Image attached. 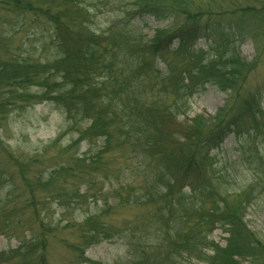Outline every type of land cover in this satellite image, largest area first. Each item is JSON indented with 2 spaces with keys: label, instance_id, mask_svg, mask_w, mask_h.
I'll return each mask as SVG.
<instances>
[{
  "label": "trees",
  "instance_id": "trees-1",
  "mask_svg": "<svg viewBox=\"0 0 264 264\" xmlns=\"http://www.w3.org/2000/svg\"><path fill=\"white\" fill-rule=\"evenodd\" d=\"M218 1L0 0L4 26L41 38L38 56L0 38V127L41 104L66 123L33 153L9 150L0 135L13 167L0 166V236L17 241L0 264H49L50 239L65 264H84L89 247L115 238L127 257L113 264H264V237L244 222L252 193L264 195V0ZM103 14L109 27L93 28ZM146 18L165 26L150 37ZM246 40L251 59L239 50ZM206 85L227 95L223 105L188 117L189 97ZM232 133L245 136L238 160L251 177L230 192L210 152ZM120 208L140 212L117 225Z\"/></svg>",
  "mask_w": 264,
  "mask_h": 264
},
{
  "label": "rangeland",
  "instance_id": "rangeland-1",
  "mask_svg": "<svg viewBox=\"0 0 264 264\" xmlns=\"http://www.w3.org/2000/svg\"><path fill=\"white\" fill-rule=\"evenodd\" d=\"M216 3L219 2L215 0ZM112 21L111 14L98 15L93 21L91 26L97 30H105ZM147 25H143V32L148 36H152L156 27H164L165 23L156 24L151 18L145 19ZM33 29L30 26L25 28L17 23L16 25L8 26L3 25L0 20V38H9V46L15 53L20 55L38 56L37 48L41 38L38 35H33ZM36 33V31H34ZM35 47V48H34ZM37 47V48H36ZM196 47L206 49L207 42L204 38H200L196 43ZM239 50L243 56L248 59L253 58L255 55L254 45L251 40H246L239 45ZM259 66L257 68V81L256 84L264 80V54L259 58ZM255 84V85H256ZM227 95L212 85H206L202 90L194 93L188 99L189 110L188 117H193L196 114L213 115L218 108H220ZM264 108V96L262 98ZM8 118L11 122L7 126L0 127V135L4 143L8 146L9 150L20 154L24 151L33 153L43 143L52 139L59 130L66 127L65 116L57 111L51 104H41L34 108L27 109L24 112L12 111ZM179 120H182L181 118ZM2 128V129H1ZM6 132V133H4ZM4 133V135H3ZM245 136H237L229 134L226 136L214 149L210 152L213 159L214 167L218 173H221L223 179L219 181L221 187L226 191L233 192L239 190L243 185L250 182V173L245 171L239 162L241 154V143ZM69 137H66L64 142H67ZM37 151V150H36ZM0 166L7 169H13L6 162L4 151L0 149ZM18 181L20 178L15 177ZM222 190V189H220ZM254 197L252 202L247 207L244 214V222L248 229L257 232L260 236L264 237V195L254 191L251 195ZM256 197V198H255ZM249 195L245 194L244 199H248ZM100 202H98V205ZM94 205L91 204L88 209L93 211ZM51 211L54 210L55 216L57 215L56 205L50 207ZM140 212L139 209H134L133 213L136 215ZM131 210L124 208L116 209L115 213L111 216L112 222L119 225L123 217H132ZM72 217L67 214L65 218ZM56 218V217H55ZM63 234L69 237L67 231ZM226 234L220 229L213 231L211 238L218 243L221 247L225 245ZM17 241L9 240L6 237L0 236V250L8 247H14ZM48 263L49 264H65L68 253L58 244L57 239H50L47 247ZM85 257L88 259L84 264H92L101 262L104 264H113L126 259V246L123 239L115 238L111 241H104L89 247L85 252ZM184 264H205L200 261L192 260L185 261ZM241 264H248L246 261H241Z\"/></svg>",
  "mask_w": 264,
  "mask_h": 264
}]
</instances>
